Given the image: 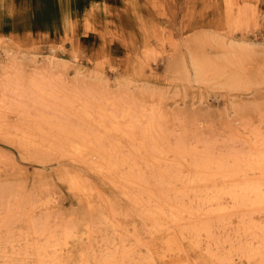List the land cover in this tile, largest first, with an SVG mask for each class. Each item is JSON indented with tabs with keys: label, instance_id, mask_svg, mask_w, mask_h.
Returning <instances> with one entry per match:
<instances>
[{
	"label": "bare ground",
	"instance_id": "obj_1",
	"mask_svg": "<svg viewBox=\"0 0 264 264\" xmlns=\"http://www.w3.org/2000/svg\"><path fill=\"white\" fill-rule=\"evenodd\" d=\"M192 61L199 79L205 71L225 74L218 62L210 68L208 62L205 67L195 57ZM24 67L13 58L0 61V119L4 109L18 113V120L29 117L30 124L16 126L23 137L43 136L47 147L86 163L119 187L143 233L157 236L165 264H190L187 247L210 264H264V131L253 126L217 136L190 130L186 119L173 117L184 125L177 133L167 127L168 114L160 104L143 103L126 93L96 96L89 87L70 88L61 65L50 58L33 69ZM239 79L228 75L226 83L234 85ZM29 106L43 111L38 119L28 115ZM70 185L90 200L87 182L76 176ZM9 197L0 217L5 236L0 237L5 238L0 242L1 264H155L152 251L141 252L146 244L141 231L133 228L129 233L121 221L128 215L121 216L104 197L105 208L96 210L88 202L91 208L81 219H31V204ZM18 220L25 229L15 232ZM81 227L88 244L73 255L69 246L79 239ZM12 257L19 258L17 263Z\"/></svg>",
	"mask_w": 264,
	"mask_h": 264
},
{
	"label": "rangeland",
	"instance_id": "obj_2",
	"mask_svg": "<svg viewBox=\"0 0 264 264\" xmlns=\"http://www.w3.org/2000/svg\"><path fill=\"white\" fill-rule=\"evenodd\" d=\"M193 57L205 67H216L218 62L225 74L205 71L203 80L199 79ZM11 58L25 69L50 58L61 65L70 88L89 87L96 96L126 93L143 103L160 104L168 114L167 127L177 133L184 125L217 136L253 126L264 131V0H0V61ZM232 74L242 84L226 83ZM32 107L28 115L38 119L43 111ZM3 113L0 217L10 195V201L21 197L31 204L27 211L31 219L85 218L91 208L88 202L100 210L105 208L104 197L117 206L118 213L128 215L121 221L129 233L133 228L141 231L146 241L141 252L150 250L155 264H165L157 236L151 239L143 233L119 187L86 163L47 147L43 136L23 137L19 130L31 123L29 117L22 121L13 110ZM173 117L186 123L181 125ZM70 121L76 123L73 117ZM76 176L92 189L89 201L70 187V178ZM15 222V232L25 229L23 221ZM85 232L81 227L79 239L71 242L73 255L86 249ZM186 249L190 264L194 260V264H210L196 250ZM18 259L12 257L15 263Z\"/></svg>",
	"mask_w": 264,
	"mask_h": 264
}]
</instances>
